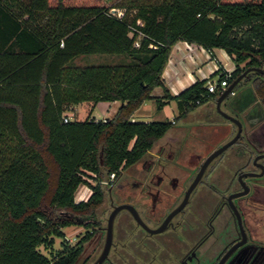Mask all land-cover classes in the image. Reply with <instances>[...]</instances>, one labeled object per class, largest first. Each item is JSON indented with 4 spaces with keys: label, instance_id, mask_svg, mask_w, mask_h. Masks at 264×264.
<instances>
[{
    "label": "trees",
    "instance_id": "1",
    "mask_svg": "<svg viewBox=\"0 0 264 264\" xmlns=\"http://www.w3.org/2000/svg\"><path fill=\"white\" fill-rule=\"evenodd\" d=\"M179 40L212 55L224 49L235 69L219 70L218 81L230 85L246 68L264 67V0H0V264H72L82 241L68 245L64 228L95 216L104 172L120 177L176 120L217 97L208 79L170 93L162 74ZM90 54L124 58L75 63ZM245 82L264 107V77L250 72L235 88ZM155 86L163 96H151ZM151 98L159 108L175 100L178 115L134 120ZM116 100L111 117L64 121L74 105ZM93 174L97 184L87 180ZM83 183L93 193L76 201ZM57 237L62 249L53 253Z\"/></svg>",
    "mask_w": 264,
    "mask_h": 264
},
{
    "label": "flooded vegetation",
    "instance_id": "2",
    "mask_svg": "<svg viewBox=\"0 0 264 264\" xmlns=\"http://www.w3.org/2000/svg\"><path fill=\"white\" fill-rule=\"evenodd\" d=\"M225 103L233 115L236 101ZM243 126L242 136L203 170L236 133L192 166L152 157L124 171L112 183L107 216H93V239L72 264L100 256L109 215L124 204L132 210L117 212L101 264H264V136L252 137Z\"/></svg>",
    "mask_w": 264,
    "mask_h": 264
},
{
    "label": "crops",
    "instance_id": "3",
    "mask_svg": "<svg viewBox=\"0 0 264 264\" xmlns=\"http://www.w3.org/2000/svg\"><path fill=\"white\" fill-rule=\"evenodd\" d=\"M222 69L228 71L229 73H231L235 69V63L224 49L214 48L212 55L211 52L203 48L201 45L179 40L173 45L171 49L169 60L163 70L162 77L170 93L172 95H177L182 90L186 89L191 84L196 82L198 79L218 80V71H222ZM218 91V93L222 92L220 88ZM163 94L164 90L161 86H155L151 92V96L153 97H161L163 96ZM231 98L232 100L236 101V106L234 107V109H232L233 115L239 117L242 120L246 129L251 132V136H264V107L260 102V99L258 98L252 83H242L240 87L234 89L233 94H231ZM148 100L154 99L151 98ZM148 100L144 101L141 106L134 112V120H142L139 117H143L144 115H146L145 112H149L147 107ZM109 102L110 109L108 110L107 115L104 118L113 116L116 113L118 107L121 105L120 101L117 100ZM216 103L217 97L209 99L196 108L190 110L180 119L176 120L174 125H178L179 123H181L180 127H176L179 128L178 131H174L176 129L173 125L167 131V133L158 140L160 141L161 139L166 138L173 144L168 146L167 144L163 143L159 147H155L154 145L153 148H151L147 153L151 154L157 160H160L162 162L177 163L176 159H178L177 156H180L181 154V146L183 144L186 145L185 143L187 142V139L192 138L196 134H199V132H201L202 135L205 134L204 141H202V144L198 146V148H196V152H194L191 159L194 163H197L198 161L204 159L207 154H209L213 149H215V147H217V145L230 139L237 131V126L230 120L223 117L217 111ZM228 103V101L227 103H225L226 107ZM96 105L97 103L91 101L82 102L72 106L67 112H71L72 114H74V116L77 115L80 120L84 119L81 117L82 115H86L87 113L88 115L95 117L94 115H92V111L93 108L96 107ZM168 105L172 106V112L171 116L167 119L173 120L179 113L177 103L175 100H170L165 106H163V109ZM81 107H87V111L89 112H85L84 108L81 109ZM192 122L196 123V125L190 124ZM189 126L194 127V130H184L185 127ZM204 129L206 130V133H203L201 131ZM175 132H177L178 134H175ZM143 160H147V157H145V159L143 158L135 164H142L145 162ZM178 162L182 163V161L179 160ZM123 173L124 170L120 177H122ZM120 177L114 181L115 184L118 183ZM92 193L93 190L88 187L87 184H80L76 190L75 199L76 201H83L85 200L83 199V197L87 196V200V198L89 199ZM77 195L79 196V199ZM68 227L70 226H67L65 228Z\"/></svg>",
    "mask_w": 264,
    "mask_h": 264
},
{
    "label": "rangeland",
    "instance_id": "4",
    "mask_svg": "<svg viewBox=\"0 0 264 264\" xmlns=\"http://www.w3.org/2000/svg\"><path fill=\"white\" fill-rule=\"evenodd\" d=\"M82 1H106L108 3H120L124 0H82ZM124 9L122 8H118L113 9L112 11L118 14H121L122 11ZM123 55H119V54H90V55H86V56H82L80 58H77L75 60V63L77 64H98V63H118L123 59ZM147 107L149 112H145L146 115H144L143 117H139L142 120H164L167 119L168 117L171 116V105H168L166 108H159L157 102L155 100H148L147 101ZM93 107V106H91ZM84 108L85 112L87 111V107H81V109ZM91 109V108H90ZM110 109V102L109 101H100L97 103L96 107L93 108L92 111V115H94L97 119H103L106 115L108 110ZM89 112V111H87ZM67 114H69L70 119L74 120V119H79L78 116H74V114H72L71 112H67ZM84 114V113H82ZM88 115V113L86 115H82L81 118H86ZM195 118V117H194ZM195 120V119H194ZM197 120V119H196ZM195 122V121H194ZM190 123V124H195L196 123ZM181 123H179L178 125H174L175 129L174 131H178L179 128L176 127H180ZM194 130V127H185L184 130ZM203 133L206 131L201 130ZM206 133V132H205ZM175 134H178L177 132H175ZM204 135H202L201 132H199V134H196L194 137L187 139L186 145L181 148V152H183L182 156H177L178 159H176L177 163L178 160L182 161V165H186L188 167L192 166V164L194 163L192 158V155L194 154V152H196V148H198V146H200L202 144V141H204ZM167 144L168 146L172 145L173 143L171 141H168L166 138L161 139L160 141H158L155 144V147H159L161 144ZM188 154V155H187ZM145 157L147 158H152L153 156L151 154H146L143 158L145 159ZM181 157V158H180ZM142 158V159H143ZM180 158V159H179ZM141 159V160H142ZM135 165H131L128 166L127 168L124 169L125 172H130V170L132 169V167H135ZM87 177V176H86ZM119 178V177H118ZM117 177L114 178V181L118 179ZM103 179L102 182V187L104 189V200L102 202V204L96 208L95 210V216L94 218H100V217H105L107 216L110 207H109V191L110 189H112L114 187L115 184H111V180H109V178L107 177L106 173L104 172L103 177L101 178ZM87 180L92 183V184H97L98 180L96 178V176L93 174V176L87 177ZM87 186L89 187V185L87 184ZM78 196V195H77ZM81 197V196H80ZM87 197V196H86ZM86 197H83V201H86ZM79 199V196H78ZM88 200V198H87ZM93 217H90L88 219H85V221L83 222L82 225H71L68 228H64L65 231V235H66V243L68 245H73L76 244L77 242L82 241V244L87 245L88 243H90L92 241V239L89 240H83L84 235L87 232H91L93 230L92 225H91V221H92ZM89 225V226H88ZM62 249V239L61 238H55V243H54V248H52L53 253H56L58 251H60ZM41 251L46 253V254H50V251L44 247L41 246Z\"/></svg>",
    "mask_w": 264,
    "mask_h": 264
},
{
    "label": "water",
    "instance_id": "5",
    "mask_svg": "<svg viewBox=\"0 0 264 264\" xmlns=\"http://www.w3.org/2000/svg\"><path fill=\"white\" fill-rule=\"evenodd\" d=\"M250 72H256L260 74L261 76L264 77V67H257V66H252L246 68L244 71H242L233 81L232 83L224 89L221 93H218L217 95V103H216V108L217 111L226 119L230 120L232 123H234L237 126V132L236 134L227 142L224 144L220 145L218 148H216L203 162L201 170H203L215 157H217L219 154H221L224 150L229 148L231 145H233L243 134L244 131V126L242 120L235 116L232 115L231 113L225 111L221 105L224 100H227L229 103L232 101L231 94H233V91L235 87L239 84L240 81L243 80V78L247 77ZM123 208H132L126 204L124 205H119L116 206L115 209L111 212L108 218V224L106 228V239H105V244L102 253L100 256L92 263V264H101L102 261L105 259L107 256V253L109 251V248L111 246L112 238H113V224H114V219L117 214V212Z\"/></svg>",
    "mask_w": 264,
    "mask_h": 264
},
{
    "label": "built area",
    "instance_id": "6",
    "mask_svg": "<svg viewBox=\"0 0 264 264\" xmlns=\"http://www.w3.org/2000/svg\"><path fill=\"white\" fill-rule=\"evenodd\" d=\"M229 85V82L227 81V79L221 80L220 82L218 80H208L206 86L209 92H216L217 90H219V88L223 91L227 86ZM71 120L69 114H67V112H65L64 114V121H68ZM116 177L115 172H112L110 174V180L114 181V178Z\"/></svg>",
    "mask_w": 264,
    "mask_h": 264
}]
</instances>
